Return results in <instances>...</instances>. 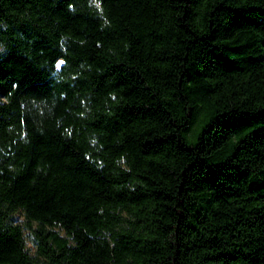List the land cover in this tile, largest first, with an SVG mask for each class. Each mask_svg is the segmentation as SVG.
<instances>
[{
    "label": "trees",
    "instance_id": "16d2710c",
    "mask_svg": "<svg viewBox=\"0 0 264 264\" xmlns=\"http://www.w3.org/2000/svg\"><path fill=\"white\" fill-rule=\"evenodd\" d=\"M0 45V264H264V0H0Z\"/></svg>",
    "mask_w": 264,
    "mask_h": 264
},
{
    "label": "rangeland",
    "instance_id": "374dc122",
    "mask_svg": "<svg viewBox=\"0 0 264 264\" xmlns=\"http://www.w3.org/2000/svg\"><path fill=\"white\" fill-rule=\"evenodd\" d=\"M2 47L3 46L0 45V49ZM61 61L62 60H60V63H61ZM12 218L15 221H19L22 224H24L27 247L30 250V252L35 255L36 254V241H35V236H34V233H33V228L30 227V226H28L27 223H26V216H25V214L22 211H17V212H15L12 215ZM32 224H33V226H36L37 225V222L36 221H33Z\"/></svg>",
    "mask_w": 264,
    "mask_h": 264
}]
</instances>
